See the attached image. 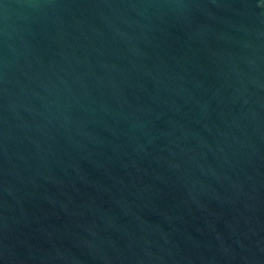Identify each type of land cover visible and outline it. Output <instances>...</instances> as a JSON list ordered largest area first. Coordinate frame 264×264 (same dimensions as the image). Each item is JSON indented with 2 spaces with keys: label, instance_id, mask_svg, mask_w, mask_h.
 <instances>
[{
  "label": "water",
  "instance_id": "water-1",
  "mask_svg": "<svg viewBox=\"0 0 264 264\" xmlns=\"http://www.w3.org/2000/svg\"><path fill=\"white\" fill-rule=\"evenodd\" d=\"M0 264H264V0H0Z\"/></svg>",
  "mask_w": 264,
  "mask_h": 264
}]
</instances>
